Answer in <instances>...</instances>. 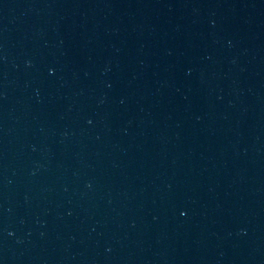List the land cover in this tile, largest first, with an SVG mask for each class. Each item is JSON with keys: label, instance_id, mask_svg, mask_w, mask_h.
<instances>
[{"label": "water", "instance_id": "95a60500", "mask_svg": "<svg viewBox=\"0 0 264 264\" xmlns=\"http://www.w3.org/2000/svg\"><path fill=\"white\" fill-rule=\"evenodd\" d=\"M0 264H264V0H0Z\"/></svg>", "mask_w": 264, "mask_h": 264}]
</instances>
